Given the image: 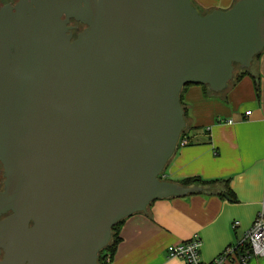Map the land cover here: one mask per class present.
<instances>
[{
	"label": "water",
	"instance_id": "water-1",
	"mask_svg": "<svg viewBox=\"0 0 264 264\" xmlns=\"http://www.w3.org/2000/svg\"><path fill=\"white\" fill-rule=\"evenodd\" d=\"M9 12L0 264H97L115 224L184 193L158 179L185 129L181 90L219 92L234 65L249 67L264 48V0L207 14L190 0H34ZM69 18L85 25L74 40Z\"/></svg>",
	"mask_w": 264,
	"mask_h": 264
},
{
	"label": "crops",
	"instance_id": "crops-1",
	"mask_svg": "<svg viewBox=\"0 0 264 264\" xmlns=\"http://www.w3.org/2000/svg\"><path fill=\"white\" fill-rule=\"evenodd\" d=\"M237 1L190 0L201 14L227 11ZM259 53L246 75L231 78L219 92L199 85L184 90L188 144L177 148L160 175L184 193L157 199L126 218L111 259L102 264H185L169 258L167 247L193 238L201 243L200 260L210 262L241 241L264 204V48ZM197 89L199 96L193 97ZM198 97L214 99V109L204 118L197 113L190 118L187 98ZM188 178L216 183L203 189L179 184ZM247 264H264V257Z\"/></svg>",
	"mask_w": 264,
	"mask_h": 264
},
{
	"label": "built area",
	"instance_id": "built-area-1",
	"mask_svg": "<svg viewBox=\"0 0 264 264\" xmlns=\"http://www.w3.org/2000/svg\"><path fill=\"white\" fill-rule=\"evenodd\" d=\"M246 112L245 115H249ZM179 146L187 144L186 139H180ZM238 222H233L232 227H236ZM200 240L193 238L178 244L167 247L169 258L179 259L185 264H226L236 262L238 264H247L250 260L264 257V204H262L255 215L251 225L244 231L241 241L238 244L230 245L224 248L210 262L200 260ZM109 260L107 259L106 262Z\"/></svg>",
	"mask_w": 264,
	"mask_h": 264
},
{
	"label": "trees",
	"instance_id": "trees-1",
	"mask_svg": "<svg viewBox=\"0 0 264 264\" xmlns=\"http://www.w3.org/2000/svg\"><path fill=\"white\" fill-rule=\"evenodd\" d=\"M260 53L256 54L254 57H253V61L256 60L258 57H259ZM236 68V70L234 71L233 73V79L235 81H238L242 76L246 75L248 72H247V68H239V66L237 65H234ZM240 69V70H239ZM190 86H193L192 84H187L185 85L182 90H181V93L184 92V90H186L187 88H189ZM201 87L204 89H208V87L206 85H201ZM181 93H180V104H181V107L183 109V112H184V120H186V109L184 107V105L182 104V99H181ZM187 128L183 130V132L181 133L180 137H179V140L180 139H186L187 140V144H188V138H187ZM178 140V142H179ZM186 144V145H187ZM179 144H177V148H179ZM176 148V150H177ZM176 152V151H175ZM175 154V153H174ZM174 156V155H173ZM172 156V157H173ZM172 159V158H171ZM170 159V160H171ZM169 163V162H168ZM158 179L160 180V176L158 177ZM214 183H216V181H204V180H201L200 178H188V179H184L182 181L179 182V184H181L182 186L184 187H187V186H196V187H201L202 189L205 188V187H208V186H211L213 185ZM207 189V188H206ZM226 192H228V187H227V190ZM227 194V193H226ZM229 194V192H228ZM147 210V209H146ZM124 220H121L119 221L117 224H115L112 228H111V231H110V240L107 244V246L105 248H103L99 253H98V257H97V264H102V263H105V261L108 259L110 260L111 257H112V254L119 242V238H118V230H119V227L122 225Z\"/></svg>",
	"mask_w": 264,
	"mask_h": 264
},
{
	"label": "flooded vegetation",
	"instance_id": "flooded-vegetation-1",
	"mask_svg": "<svg viewBox=\"0 0 264 264\" xmlns=\"http://www.w3.org/2000/svg\"><path fill=\"white\" fill-rule=\"evenodd\" d=\"M22 7L26 11H29L32 9L34 10V0H0V13H2L3 15L1 18H4V15H7L9 11H11L12 13L20 12V9ZM11 12H9V14H11ZM63 25H64V31H65V28H71L72 35L73 33H76L75 37L73 35L71 40H74L76 36L85 28V25H82L81 30H79V28L76 26H73V27L68 26V23H64ZM68 32L69 31H67L66 33ZM3 190H4V174H3L2 166L0 165V193H2ZM7 215L8 214L0 215V220L4 219ZM31 226H32V223L29 222L28 227L30 228ZM3 256H4V251L0 249V261L2 260Z\"/></svg>",
	"mask_w": 264,
	"mask_h": 264
},
{
	"label": "rangeland",
	"instance_id": "rangeland-1",
	"mask_svg": "<svg viewBox=\"0 0 264 264\" xmlns=\"http://www.w3.org/2000/svg\"><path fill=\"white\" fill-rule=\"evenodd\" d=\"M60 18H61V20L62 19H65L66 18V16H65V14L64 13H62L61 15H60ZM68 26H70V27H73V26H76V27H78L79 28V30H81L82 29V24L81 23H79V22H77V21H75V20H73L72 18H69L68 19ZM72 34V33H71ZM75 34L76 33H73V35H74V37H75ZM72 35V36H73ZM236 67L234 66V71L236 70L235 69ZM234 71H233V73H234ZM233 77V76H232ZM199 86H201V85H199ZM205 89V88H204ZM194 90V89H193ZM197 93L198 94H194L193 95V97H195V96H199V89H197ZM182 95L184 96V92L183 93H181V99L184 101V99H185V97L183 98L182 97ZM202 97H198L197 99L196 98H187V104L188 105H190V107H189V113H188V116L191 118V115L193 114L194 116H196V114L195 113H197V114H200V116H202V118H204V117H206L207 115H209L211 112H212V110L214 109V99H213V101H209L207 98H205V99H201ZM188 127V124H187V119L185 120V129Z\"/></svg>",
	"mask_w": 264,
	"mask_h": 264
}]
</instances>
